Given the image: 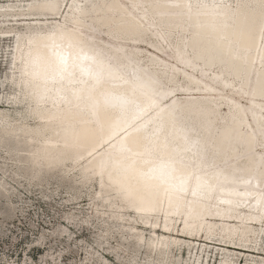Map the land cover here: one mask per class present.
<instances>
[{
    "label": "snow or ice",
    "instance_id": "1",
    "mask_svg": "<svg viewBox=\"0 0 264 264\" xmlns=\"http://www.w3.org/2000/svg\"><path fill=\"white\" fill-rule=\"evenodd\" d=\"M33 7L51 16L34 17L20 32L6 33L16 41L19 60L12 61L11 80L8 73L0 75V154L5 157L6 168L12 155L9 145L18 142L21 135L44 138L49 132L63 134V150L58 157L49 154L53 146L49 139L43 140L42 154H28L29 173L22 181L41 182L47 161V170L54 171L64 183L92 190L86 208H78L79 201L71 195L62 201L67 228L73 224L87 227L97 237L88 255L81 251L76 264H175L162 254L157 256L164 252L163 246L157 249L149 244V254L143 259L132 248L125 254L121 236L124 240L129 237L113 222L123 219L125 212L139 223L158 217L166 221L175 210L182 218L188 213L184 219L187 226L190 220L207 215L215 194L228 186L242 184L253 189L234 195L256 200L264 228V117L258 122V133L252 131L237 140V145L246 146L252 160H258L241 169L242 163H249L247 156H233L231 138L224 139L219 130L214 135L206 119L211 105L219 102L214 96L192 99L193 92L211 90L197 87L198 82H192L191 77L181 79L180 64L169 72L168 57L160 51L161 47L168 51L165 45H173L183 65L193 61L203 62L205 67L248 65L249 77L256 76L258 94L264 101V0H153L132 5L142 9L143 16L117 14L92 23L86 22L85 6L76 0H64L63 6L60 0H42L29 5ZM102 7L111 11L124 6ZM160 9L175 10L181 23L161 29L158 39L163 44L140 51L155 30L145 26L148 12L156 14ZM153 51L155 56L150 54ZM245 102L242 99L236 105L241 120L247 112L241 106ZM260 107L264 113V103ZM68 121L78 124L82 131L76 133L65 127ZM29 124L34 127L29 128ZM54 146L61 148L59 142ZM21 155L17 152L13 156V164L21 163L16 158ZM228 160H235L236 167L231 168ZM238 171L244 175H238ZM10 193V186L0 183V199H7ZM219 203L231 205L233 201ZM235 206L248 205L237 201ZM13 207L19 211V207ZM231 213V208L226 210L227 215ZM216 215H220L219 206ZM41 236L36 247L52 246L54 256L39 264H68L66 259H55L57 248L64 256L65 243L73 255V246L87 249L65 227L54 226ZM146 243L140 241L139 246ZM100 247L108 249V259L89 260ZM0 264L8 261L0 258ZM15 264L21 262L16 260ZM23 264L37 262L25 258Z\"/></svg>",
    "mask_w": 264,
    "mask_h": 264
},
{
    "label": "bare ground",
    "instance_id": "2",
    "mask_svg": "<svg viewBox=\"0 0 264 264\" xmlns=\"http://www.w3.org/2000/svg\"><path fill=\"white\" fill-rule=\"evenodd\" d=\"M26 1L28 3H24ZM40 2H42V0H4V2L0 0V18L12 17L10 19L11 21L16 20L29 22L34 17L41 19L45 16H51V13L41 9L35 7L29 8L30 4L34 5ZM76 2L85 6L84 12L86 13V22L92 23L93 20H99L117 14L119 16L127 15L130 17L143 16L144 11L142 9L133 8L132 5L138 3H151L153 0H76ZM159 2L164 3L167 2V0H159ZM208 2H211V0H208ZM60 4L63 6L64 0H60ZM105 4L123 5L124 7L123 9H112L109 11L108 9L102 7ZM92 5H96L97 7L93 8L91 7ZM64 11L66 12L67 9H64ZM174 12L175 10L170 9H160L156 14H153L152 11L148 12L149 19L145 26L147 27L151 25L155 30L153 31L151 37L145 42L146 46L143 49H139L140 51H148L149 49L147 46L149 45L154 48L156 44H163V41L158 39V37L162 35L161 29L167 28L169 25L181 23L180 19L174 15ZM160 13H164V15H161ZM56 15L59 16V12H57ZM77 15H79V13ZM60 19L63 20V17H60ZM28 22H26L25 25ZM97 27L99 28L100 25L97 24ZM20 31L21 30L19 29H15V26H12L8 29H3L2 26L0 27V34H5V36H8L6 33H18ZM97 37L102 38L99 36V33H97ZM13 44L14 45L10 50L11 67L9 68L11 71L8 75L9 80H11L12 77L13 59L15 58L17 61L19 60V53L16 51V41ZM165 47L168 48V51H165L164 47H161L160 51L164 54V56L168 57V61L170 62L169 72L171 68L180 64L182 67L179 69V71L183 73L181 79H184L185 77H191L192 82H198L197 87L202 85L205 89L211 90L209 92H193V101H199L205 96H214L215 100L219 102L218 105H211L209 109L210 114L206 119L211 122V131L214 135L217 133V130H219L224 139H228L229 137L231 138L233 148L235 149L233 156H236L237 158L247 156L249 163H242L240 168L243 169L258 163V160H252L251 153L247 151L245 145H237V140L241 136L247 137L248 133L252 131H256L257 133L259 132L258 122L262 117H264V113L261 112L260 107L264 101L261 100L258 94L259 85L256 82V76L253 74L251 77H249V72L251 71L250 66L237 63L235 65L218 64L214 67H205L203 62L197 63L195 61H193L191 65H183V60L175 51L174 46L169 44L165 45ZM188 51L190 53L191 48H189ZM150 54L152 56L156 55L155 51L151 52ZM252 55L253 58H256L255 52H253ZM160 59L163 60V57H160ZM184 67H187L186 72H184ZM256 71H259L258 60L256 64ZM254 92L256 93L255 96H253ZM242 99H245L246 102L241 106L242 108L247 109L243 120H241L242 113L236 110V105L241 104ZM230 102L232 103L231 111H229ZM212 109H214V111H212ZM242 124L251 125V127H242ZM28 127L32 128L34 125L29 124ZM65 127H70L76 133H80L82 131V128L73 121H68ZM44 139H49L52 141L53 146L49 147V154L52 157H58L63 150V134L60 136H54L51 132H49L47 137L44 138H41L40 136L21 135V138L18 142L13 141L9 145V150L12 153V155L9 156L10 158L16 156L17 152L21 154L23 153V155L16 157L21 162H23V164H13L14 167L12 171L16 175L26 177V175L29 173L28 161L30 160V157L28 154L34 152L42 154L44 148ZM56 142L61 144V148H56L54 146ZM9 162L11 161L9 160ZM227 163L231 168L236 167L235 160H228ZM68 164L70 165L71 161H68ZM4 166L5 165H3V167ZM83 166L85 168L88 167L87 161L84 162ZM44 168L45 172L43 175V180L36 184H44L50 178L58 177L54 171L49 172L47 170V161L45 162ZM4 170H6V168ZM237 174L244 175L243 171H238ZM59 181L61 180L59 179ZM61 182L66 184L63 181ZM0 183L5 182L1 181ZM69 186L72 188V185ZM82 187L86 186H81L80 188ZM252 190V188H248L242 184L228 186L225 191L215 194L216 198L211 200V208L207 215L202 214L199 220H190V223L187 226L184 223V219L188 218V213L185 212L184 218H182L181 216L176 215L175 210H172L168 214L166 221L162 217H158L155 221L145 220L143 223L137 222L135 216H129L128 213L125 212L124 218L117 220V223H120L121 228L123 227L126 229L138 243L143 241L145 238L143 233L144 231L142 232L140 228L150 230L151 233H148L151 234V237L147 242V246L150 244L157 249L163 246L164 252L157 253V256L162 254L169 261H172L171 259L175 250L180 251L184 245H187V249L189 250L190 254H193L194 251H196V255L199 256L200 251L201 253H205L206 264H210L215 259L216 262L218 258L219 264H235L236 259L239 260L240 254H236V251L232 250V248L253 253L250 255L252 258H248L246 264H258V262L264 261V235H262V233H264V228H262L260 222V214L262 210L258 208L256 200L253 197L234 195L235 192H245ZM222 200H232L233 204H220L219 202ZM237 201L242 202V205L247 204L248 206L236 208L235 205ZM217 206H219L220 209L219 216L216 215ZM229 208L232 209L231 216L226 214V210ZM157 223L159 224L158 228L155 226ZM196 225H203V227L201 228ZM118 229L120 228L118 227ZM197 240H200L204 243H198ZM210 244H214V246ZM217 245L220 246L218 247ZM254 255H257V257H254ZM193 258L194 257L191 256L190 261H187L186 264H201L200 259L195 258L193 260ZM180 261L181 260H179V262ZM175 264L180 263H178L176 260Z\"/></svg>",
    "mask_w": 264,
    "mask_h": 264
},
{
    "label": "rangeland",
    "instance_id": "3",
    "mask_svg": "<svg viewBox=\"0 0 264 264\" xmlns=\"http://www.w3.org/2000/svg\"><path fill=\"white\" fill-rule=\"evenodd\" d=\"M1 1L4 2V0ZM24 3L28 2L26 1ZM11 18L12 17L0 18V27L2 26L3 29H8L15 26V29L23 30L25 23L28 22L16 20L11 21ZM14 42L15 40L11 36L0 34V75L4 73H8L9 75L11 71L9 68L11 67L10 50L12 49ZM12 114V118H15V113ZM2 156L3 155L0 154V182L2 181L9 185L12 191L7 199H0V258L8 261V264H15L16 260H19L21 264H23L25 258H28L30 262H37V264H39L40 261H43L46 257L52 259L54 256L52 246L44 248L43 244H41L40 247H36V244L43 239L41 233L51 230L54 226L65 227L66 230L72 232L77 243H84L87 245L86 250L75 249V246H73V249L75 250V255H73L71 251L67 250V244L65 243L63 246L65 248V254L63 257L58 254L60 249H56L55 259L57 261L66 259L68 264H76V261L80 259L81 251H84L85 255H88V251L92 249V245L97 242V237L87 227L81 228L78 225L73 224L71 229L67 228L66 224L63 222L65 214L63 212L62 201H66L68 195H71L72 199L79 201L78 208L80 206L86 208L89 199L92 198V190L87 187H75L74 183L71 188L68 184H63L59 181L58 177H54L55 179L50 178L44 184H26L22 181L23 176L16 175L12 171L14 167L12 158L8 157L7 167L6 170H4L5 166L3 167V165H5V157L3 156V158ZM9 160L11 162H9ZM21 163L23 164V162ZM13 205L19 207V211H17ZM77 214H79L78 209ZM114 222V227L123 229V232L129 237V239L124 240L123 236H121L123 249H126L124 250L125 254L129 252V248L136 250L137 255L141 256L142 259L145 255L149 254L147 243L144 244L143 247H139V243L136 242L135 238L129 234L126 229L123 227L121 228L120 223H117V221ZM45 225H47V227H45ZM140 230L142 232L144 231L145 238L143 241L148 242L151 237L150 230L141 228ZM197 242L204 243L200 240H197ZM210 245L214 246V244ZM217 246L219 247L220 245ZM187 247V245H184L180 251L175 250L171 260L175 262L177 260L180 264H186L187 261H190V257L192 256L194 257L193 260L197 258L206 264L205 253H201L200 251L199 256L196 255V251H194L193 254H190ZM232 250L236 251V254H240V258L239 260L236 259L235 264H246L247 259L252 258L250 255L253 253L251 252L241 251L234 248H232ZM107 251V248L100 247L96 252V256H89V260L94 258L108 259V256L106 255ZM174 257L175 259L177 257V259L175 260ZM254 257H257V255H254ZM179 260L181 261L179 262ZM215 260L210 264H219V258L216 262Z\"/></svg>",
    "mask_w": 264,
    "mask_h": 264
}]
</instances>
